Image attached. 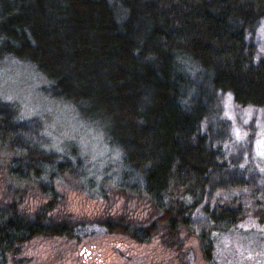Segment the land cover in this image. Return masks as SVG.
I'll use <instances>...</instances> for the list:
<instances>
[{
  "label": "trees",
  "instance_id": "obj_1",
  "mask_svg": "<svg viewBox=\"0 0 264 264\" xmlns=\"http://www.w3.org/2000/svg\"><path fill=\"white\" fill-rule=\"evenodd\" d=\"M5 60L31 68L52 100L72 107L119 154L118 182L104 180L97 192L122 200L119 213L91 222L105 236L158 247L175 264L191 260L193 249L202 264H261L264 236L249 242L238 232L249 209L264 225V195L250 196L252 206L243 197L208 204L229 166L224 134L207 120L215 121L222 97L264 113V0H0ZM38 130L0 99L9 183L0 201V264H15L34 241L78 242L80 224L62 214L58 189L68 178L94 187L80 160L35 145ZM24 187L38 193L39 208L25 206ZM199 208L205 224L197 230Z\"/></svg>",
  "mask_w": 264,
  "mask_h": 264
},
{
  "label": "rangeland",
  "instance_id": "obj_2",
  "mask_svg": "<svg viewBox=\"0 0 264 264\" xmlns=\"http://www.w3.org/2000/svg\"><path fill=\"white\" fill-rule=\"evenodd\" d=\"M194 82L200 91L206 92L202 79L196 78ZM45 88V81L28 66L13 60L0 63V99L14 106L19 120L39 127L35 136L36 146L67 159L80 160L86 167L84 176L92 181L94 187L78 186L77 182L68 178L69 181L63 182L58 189L62 214L73 215L80 224L76 232L78 242L34 241L23 249L15 264H175L172 262L174 259L158 247H132L123 240L105 236L102 228L91 224L108 210L119 213L122 200L111 194L107 200L97 195L101 186H107L104 180L118 182L119 154L108 147L99 130L83 122L72 107L52 100ZM216 111L215 121L211 118L207 121H210V125L218 126L224 134L221 147L229 169L221 187L213 196L215 201L208 204L220 205L243 197L242 201L252 206L250 196L253 194L262 202L264 113L253 109H238L225 97L218 101ZM1 168L2 163L0 201L3 199L5 185L6 188L9 185ZM110 189L108 187L106 191L110 192ZM21 191H27L23 198L25 206L32 210L39 208L43 201L33 187ZM204 210L199 208L194 214L197 230L205 224ZM259 222L256 211L249 209L238 234L247 237L249 242L255 237L264 236V225ZM241 248L237 249L239 253H243L245 246ZM191 254V260L182 257L180 261L183 264H202L199 253L193 249ZM257 255L255 253L253 257ZM233 263L253 264V260H227V264ZM261 264H264V260Z\"/></svg>",
  "mask_w": 264,
  "mask_h": 264
}]
</instances>
